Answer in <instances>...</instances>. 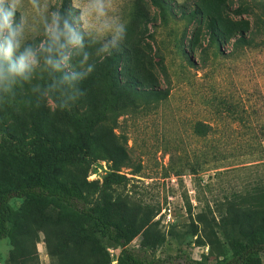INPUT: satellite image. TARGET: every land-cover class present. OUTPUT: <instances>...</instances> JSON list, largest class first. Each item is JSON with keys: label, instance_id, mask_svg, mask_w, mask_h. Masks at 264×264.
Instances as JSON below:
<instances>
[{"label": "rangeland", "instance_id": "rangeland-1", "mask_svg": "<svg viewBox=\"0 0 264 264\" xmlns=\"http://www.w3.org/2000/svg\"><path fill=\"white\" fill-rule=\"evenodd\" d=\"M172 1L176 8L191 10L202 3L206 14L218 13L225 23L226 38L210 43L203 15L189 22L179 13L166 26L149 0H117L118 11L127 22L119 75L123 80L136 77L140 86L169 95L159 101L139 100L137 109L119 118L113 133L104 127L97 136L115 134V142L127 157L121 173L129 182L119 186L117 194L159 210L154 221H159L166 241L156 255L166 257L182 250L201 259L221 252L224 239L215 223L220 220L218 205L250 182L264 178V0ZM241 32L249 45L237 44ZM107 57L97 59L96 70L81 84L86 92L79 104L82 112L99 101L100 72ZM29 99L25 89L5 117L0 127V154L19 138L31 137L35 117L44 118L46 125H58L54 110L37 108ZM214 99L225 102L220 114L213 107ZM199 123L212 126L205 137L195 128ZM59 126L62 137H69L67 127ZM213 152L219 161L213 162ZM198 157L202 168L196 174L176 177L168 171L170 165ZM112 166L110 159H101L88 180L102 182ZM11 206L18 210L26 204L14 200ZM138 244L139 239L131 247ZM104 245L112 264H119L120 248L107 241ZM37 248L40 263L52 264L43 233ZM10 250L9 239L2 240L0 264H10ZM260 258L264 264V253Z\"/></svg>", "mask_w": 264, "mask_h": 264}, {"label": "trees", "instance_id": "trees-1", "mask_svg": "<svg viewBox=\"0 0 264 264\" xmlns=\"http://www.w3.org/2000/svg\"><path fill=\"white\" fill-rule=\"evenodd\" d=\"M149 1L166 26L179 13L189 22L203 15L210 43L226 38L222 16L215 11L206 14L202 3L188 10L186 6L176 8L172 0ZM236 42L249 45L244 33ZM124 57L119 50L105 58L98 102L88 104L82 112L81 98L70 111L56 110L58 125L54 126L35 117L31 137L19 138L0 154V243L10 241L9 263L41 264L37 244L43 233L52 264H112L105 241L120 248L119 264H262L264 178L250 182L242 192L233 193L218 205L220 220L215 223L224 239L219 255L196 259L182 250L166 257L156 255L166 241L159 221H154L159 210L117 194V188L129 182L121 173L127 157L115 142V134L97 136L98 129L104 127L113 133L119 118L129 109H137L139 100L159 101L169 95L140 86L136 77L123 80L118 72ZM223 103L222 99L212 102L218 114ZM12 107L13 102L0 106V127ZM61 124L70 131L69 137L58 132ZM195 128L205 137L212 126L199 123ZM212 157L213 162L220 160L216 152ZM101 159L113 162L111 172L102 182L88 180L92 167ZM184 161L170 165L168 171L180 177L202 168L199 157ZM14 200H23L26 206L15 210L11 206ZM137 239L139 244L131 247Z\"/></svg>", "mask_w": 264, "mask_h": 264}, {"label": "clouds", "instance_id": "clouds-1", "mask_svg": "<svg viewBox=\"0 0 264 264\" xmlns=\"http://www.w3.org/2000/svg\"><path fill=\"white\" fill-rule=\"evenodd\" d=\"M126 37L117 0H0V106L26 89L37 108L70 111Z\"/></svg>", "mask_w": 264, "mask_h": 264}]
</instances>
